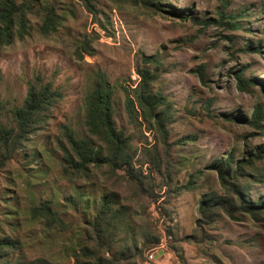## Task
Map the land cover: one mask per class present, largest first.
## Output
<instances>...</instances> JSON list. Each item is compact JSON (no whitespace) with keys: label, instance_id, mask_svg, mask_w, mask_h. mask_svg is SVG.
<instances>
[{"label":"rangeland","instance_id":"374dc122","mask_svg":"<svg viewBox=\"0 0 264 264\" xmlns=\"http://www.w3.org/2000/svg\"><path fill=\"white\" fill-rule=\"evenodd\" d=\"M48 1L54 2L62 19L56 32H40L42 17L37 12L23 40L0 46V126L24 101L28 83L40 78L62 94L46 126L0 170V237L17 240L15 250L0 257V264L39 258L74 264L71 251L78 234L85 233L84 223L110 189L120 192L139 213L147 209L159 231L169 224L155 205L138 201L121 170H95V185L63 179L57 146L63 125L84 136L85 93L95 74L103 72L114 90L117 126L134 135L135 147L156 146L162 154L156 131L131 124L124 102V88L132 94L139 82L137 69L144 66L143 57L151 56L163 64L157 69L147 66L158 74L151 90L172 105L167 128L173 183H192V190L169 202L180 236L196 241L180 244L185 264H264V212L254 217L237 211L232 219L219 210L206 224L199 210L205 197L226 195L210 165L229 154L235 160L247 159L264 147V120L263 128L257 129L248 121L226 117L250 119L257 107L264 114V83L252 82L243 91L236 79L239 73L245 80H264V0H158L175 15L121 0H89L92 11L84 0ZM232 16L238 23L234 29L228 23L234 21ZM247 45L259 51H241ZM185 136L192 141H183ZM243 172L246 194L259 200L264 196V158ZM78 194L86 197L74 209L67 199ZM40 201H49L69 228H48L33 216L32 208ZM145 259L139 264H183L165 238Z\"/></svg>","mask_w":264,"mask_h":264},{"label":"trees","instance_id":"16d2710c","mask_svg":"<svg viewBox=\"0 0 264 264\" xmlns=\"http://www.w3.org/2000/svg\"><path fill=\"white\" fill-rule=\"evenodd\" d=\"M121 1L141 4L159 12L175 15L173 10L166 9L167 6L158 0ZM84 4L88 10H93L89 0H84ZM37 12L42 17L40 32L43 35L56 32L62 19L54 2L0 0V46L23 40L29 33L30 17ZM179 15L186 17L185 14ZM236 18L231 17L234 21L228 22L230 28L238 27ZM241 51H259V48L247 45ZM142 62L144 66L137 69L139 82L132 89V94L124 88L125 110L131 124H144L148 131H156L163 146V153L160 154L156 146L135 147L134 135L117 126L114 90L107 75L97 72L90 81L84 97V136L78 137L69 124L61 128V138L57 144L61 153V173L62 178L72 184L81 182L95 185V170L106 168L109 174L121 170L138 201L155 205L169 224L159 231L151 221L147 209L139 213L131 203L125 202L120 192L110 189L99 198L98 208L93 217L84 223L85 233L78 234L76 247L71 251L74 264L143 263L146 255L162 244L163 238L166 239L167 247L185 264L181 242L196 243L192 236H180L175 213L169 204L171 198L192 190V183L190 181L183 186L174 185L171 175L173 162L170 157L171 143L168 142L167 124L172 114V105L162 93L151 90L158 74L155 73L156 70L152 71L147 67L151 64L157 69L163 64L156 56L143 57ZM203 72L204 70L200 71L201 78H204ZM236 75L238 87L243 91H247L252 82L264 83V80L254 78L245 80L242 74ZM262 85L264 87V84ZM61 98L62 94L52 88L50 82L45 83L38 78L28 83L24 101L11 110L10 121L0 126V170L12 160L15 153L26 146L32 136L46 126ZM226 117L248 121L249 125L257 129L263 128L264 114L261 107L254 110L250 119L227 115ZM192 139L191 136H185L182 140ZM141 148L139 157L138 152ZM261 158H264V147L256 153H250L247 159L235 160L233 154H229L225 159L209 166L217 173L226 195L205 197L200 202V214L206 224L215 220L219 210L226 212L232 219H236L237 211L249 213L254 217L264 212V196L253 201L246 194L247 186L241 181L242 176H245L244 167L251 168L253 163ZM85 197L84 194H78L67 200L76 209L78 202ZM32 214L43 220L48 228L65 231L70 226V223L59 216V212L52 209L49 201H40L32 208ZM140 219L143 221L138 222ZM198 226H201V223ZM16 241L10 237H0V257L15 250ZM25 264L57 263L47 258H39Z\"/></svg>","mask_w":264,"mask_h":264}]
</instances>
